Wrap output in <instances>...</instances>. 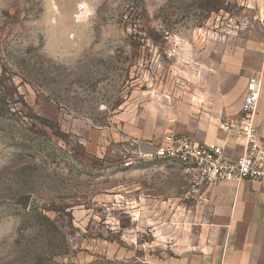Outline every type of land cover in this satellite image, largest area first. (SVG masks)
<instances>
[{"label":"rangeland","instance_id":"rangeland-1","mask_svg":"<svg viewBox=\"0 0 264 264\" xmlns=\"http://www.w3.org/2000/svg\"><path fill=\"white\" fill-rule=\"evenodd\" d=\"M263 52L264 0H0V264H191L185 175L137 147Z\"/></svg>","mask_w":264,"mask_h":264},{"label":"crops","instance_id":"crops-1","mask_svg":"<svg viewBox=\"0 0 264 264\" xmlns=\"http://www.w3.org/2000/svg\"><path fill=\"white\" fill-rule=\"evenodd\" d=\"M259 59L258 76L250 82L245 76L218 73H209L206 81L202 79L204 84L191 90L192 124L178 127L180 134L204 143L218 142L228 155H239L241 138L220 127L238 121L244 96L255 90L259 94L253 114L255 135L264 148V52ZM243 67H248V59L247 53L241 51L239 70ZM179 168L184 173L180 165ZM183 202L179 212L184 214L185 223L191 224L192 232L176 236L171 248H175L177 262L190 259L191 264H264V181L208 186L199 204L185 199ZM183 220L179 225H183ZM200 226L206 227L207 233L200 234Z\"/></svg>","mask_w":264,"mask_h":264},{"label":"built area","instance_id":"built-area-1","mask_svg":"<svg viewBox=\"0 0 264 264\" xmlns=\"http://www.w3.org/2000/svg\"><path fill=\"white\" fill-rule=\"evenodd\" d=\"M258 101V92L250 90L242 100L238 121L220 127L223 132L241 138L242 152L235 157L228 155L218 142L204 143L180 133L165 134L156 143L145 142L153 147L154 153H142L137 147L138 157L152 156L178 163L186 175L184 199L195 204L202 202L203 191L208 186L263 182L264 148L257 142L253 120ZM123 161L130 166L134 157L125 155Z\"/></svg>","mask_w":264,"mask_h":264},{"label":"water","instance_id":"water-1","mask_svg":"<svg viewBox=\"0 0 264 264\" xmlns=\"http://www.w3.org/2000/svg\"><path fill=\"white\" fill-rule=\"evenodd\" d=\"M139 149L142 153H145V154H150L152 155L154 153L153 151V147H151L149 144L147 143H140L139 144ZM28 200H29V197L28 196H24L22 199H21V205L23 208H26L27 207V203H28Z\"/></svg>","mask_w":264,"mask_h":264}]
</instances>
